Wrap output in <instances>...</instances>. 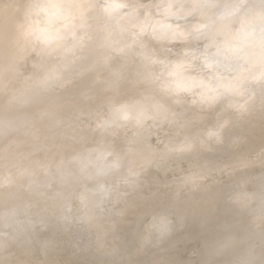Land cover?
Returning <instances> with one entry per match:
<instances>
[{
	"label": "clouds",
	"instance_id": "9594fccd",
	"mask_svg": "<svg viewBox=\"0 0 264 264\" xmlns=\"http://www.w3.org/2000/svg\"><path fill=\"white\" fill-rule=\"evenodd\" d=\"M0 264H264V0H0Z\"/></svg>",
	"mask_w": 264,
	"mask_h": 264
}]
</instances>
